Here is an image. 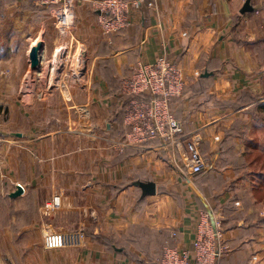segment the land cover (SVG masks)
I'll list each match as a JSON object with an SVG mask.
<instances>
[{"label": "crops", "instance_id": "crops-1", "mask_svg": "<svg viewBox=\"0 0 264 264\" xmlns=\"http://www.w3.org/2000/svg\"><path fill=\"white\" fill-rule=\"evenodd\" d=\"M94 1H76L85 78L71 73L62 89L51 67L67 39L50 12L0 0V264H156L166 245L192 249L206 214L230 247L221 264H264V0L245 14L246 0H141L112 37ZM162 54L184 73L174 110L186 137L128 152L126 81ZM193 140L208 161L194 177ZM53 194L61 206L48 218Z\"/></svg>", "mask_w": 264, "mask_h": 264}, {"label": "built area", "instance_id": "built-area-1", "mask_svg": "<svg viewBox=\"0 0 264 264\" xmlns=\"http://www.w3.org/2000/svg\"><path fill=\"white\" fill-rule=\"evenodd\" d=\"M76 1L36 0L40 7L50 10L53 25L67 39L66 44L58 47L53 62V73L62 89L67 88L71 73L83 74L87 68V50L75 38ZM92 3L99 12L98 23L104 35L112 37L130 26L132 9L138 7L141 0H96ZM185 85L182 68L166 54L153 62H139L123 91L133 99L124 119L127 132L121 147L136 148L149 141H160L165 148L182 144L186 137L185 124L175 116L172 101L182 96ZM141 96L144 98L139 99ZM185 145L190 175L198 176L208 168V162L196 141ZM206 218L192 249L166 245L158 264H221L230 247L223 239L221 222L215 219L211 222L208 214Z\"/></svg>", "mask_w": 264, "mask_h": 264}, {"label": "water", "instance_id": "water-1", "mask_svg": "<svg viewBox=\"0 0 264 264\" xmlns=\"http://www.w3.org/2000/svg\"><path fill=\"white\" fill-rule=\"evenodd\" d=\"M254 11V7L251 3V0H246L241 13H252ZM42 49V45H38L36 48L31 50L30 54V60L32 62L33 68H38L40 64V58H39V52ZM210 74H204L205 77H208ZM139 186L142 188L145 195H155L157 193L156 191V185L154 183H139ZM23 193V188L19 186L17 190L13 193V197H18ZM212 216V221L214 222L215 218Z\"/></svg>", "mask_w": 264, "mask_h": 264}, {"label": "rangeland", "instance_id": "rangeland-1", "mask_svg": "<svg viewBox=\"0 0 264 264\" xmlns=\"http://www.w3.org/2000/svg\"><path fill=\"white\" fill-rule=\"evenodd\" d=\"M47 10V9H46ZM48 11H50V10H48ZM51 20V19H50ZM52 21V20H51ZM55 27V26H54ZM75 34H76V32H75ZM78 41V40H77ZM53 61H54V58H53V60H52V64H53ZM39 66V65H38ZM87 67H88V64H87ZM33 69H36V72L38 71V69L39 68H33ZM53 69H54V67L52 66L51 67V71L53 72ZM87 70V69H86ZM85 70V72L82 74H79L80 76H82L83 78H85L84 76V74L87 72ZM68 71V70H67ZM75 74V73H74ZM56 82H57V84H58V87L59 88H61V86H60V83L58 82V80H56ZM204 89L203 87H197V89L198 90H200V89ZM193 89H195V88H193ZM196 90V89H195ZM9 114L8 113H1L0 114V121H6L7 120V116H8ZM207 160V159H206ZM208 162V161H207ZM60 206H61V196H60V194H53L44 204H43V206H42V213L45 215V216H47L48 218L50 217V216H53V214L54 213H57V211L59 212V208H60ZM32 213H34V212H32ZM162 256V255H161ZM161 258V257H160ZM160 258L157 260V262H156V264H158V261L160 260Z\"/></svg>", "mask_w": 264, "mask_h": 264}, {"label": "trees", "instance_id": "trees-1", "mask_svg": "<svg viewBox=\"0 0 264 264\" xmlns=\"http://www.w3.org/2000/svg\"><path fill=\"white\" fill-rule=\"evenodd\" d=\"M204 88V87H203ZM203 90V89H202ZM184 93V92H183ZM183 95V94H182ZM182 96H180V97H176V98H173V101H172V109H173V111H174V114H175V116L177 117V115H176V113H175V110H174V104H175V101L177 100V99H179V98H181ZM139 99H142V98H144V97H138ZM133 99V97L132 96H125L124 97V109H125V113H124V117H125V115H126V112H127V107L129 106V104H130V102H131V100ZM178 118V117H177ZM126 132H127V127L126 126H124V129H123V134H122V137H123V140H126ZM156 141H149V142H146L144 145H152V144H154ZM133 150V149H132ZM131 150V148H128L127 149V151L129 152V151H132ZM135 150V149H134Z\"/></svg>", "mask_w": 264, "mask_h": 264}, {"label": "bare ground", "instance_id": "bare-ground-1", "mask_svg": "<svg viewBox=\"0 0 264 264\" xmlns=\"http://www.w3.org/2000/svg\"><path fill=\"white\" fill-rule=\"evenodd\" d=\"M37 47V46H36Z\"/></svg>", "mask_w": 264, "mask_h": 264}]
</instances>
